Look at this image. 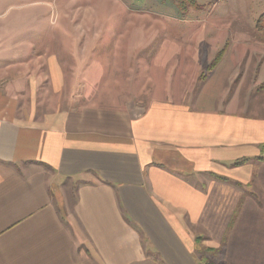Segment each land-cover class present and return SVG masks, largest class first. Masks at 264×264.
Returning a JSON list of instances; mask_svg holds the SVG:
<instances>
[{"label": "crops", "instance_id": "crops-1", "mask_svg": "<svg viewBox=\"0 0 264 264\" xmlns=\"http://www.w3.org/2000/svg\"><path fill=\"white\" fill-rule=\"evenodd\" d=\"M239 66L224 56L188 98L72 110L59 63L47 89L8 65L0 264H264V62L260 82Z\"/></svg>", "mask_w": 264, "mask_h": 264}, {"label": "rangeland", "instance_id": "rangeland-1", "mask_svg": "<svg viewBox=\"0 0 264 264\" xmlns=\"http://www.w3.org/2000/svg\"><path fill=\"white\" fill-rule=\"evenodd\" d=\"M197 2L201 10L182 12L174 0H0V54L21 57L0 59V80L11 64L42 74L47 89L50 64L59 63L62 104L72 110L109 98H188L225 49L240 61L236 83L260 82L264 0ZM169 81L180 90L163 89Z\"/></svg>", "mask_w": 264, "mask_h": 264}, {"label": "trees", "instance_id": "trees-1", "mask_svg": "<svg viewBox=\"0 0 264 264\" xmlns=\"http://www.w3.org/2000/svg\"><path fill=\"white\" fill-rule=\"evenodd\" d=\"M178 6V8L182 12H187L189 9H194V10H201L202 7L198 4L197 0H174ZM257 29L259 31H264V14L258 19L257 21ZM225 55V49H223L219 54L216 56L214 62L212 65L209 67V70L212 72L222 61L223 57ZM245 161L238 162L236 165H240L244 163ZM204 264H210L209 262H205Z\"/></svg>", "mask_w": 264, "mask_h": 264}]
</instances>
